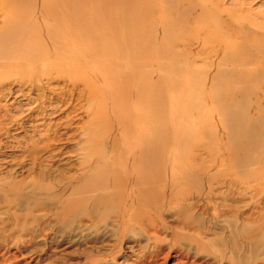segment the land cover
I'll list each match as a JSON object with an SVG mask.
<instances>
[{
	"label": "rangeland",
	"instance_id": "1",
	"mask_svg": "<svg viewBox=\"0 0 264 264\" xmlns=\"http://www.w3.org/2000/svg\"><path fill=\"white\" fill-rule=\"evenodd\" d=\"M71 2L0 0V264H264V0Z\"/></svg>",
	"mask_w": 264,
	"mask_h": 264
},
{
	"label": "bare ground",
	"instance_id": "2",
	"mask_svg": "<svg viewBox=\"0 0 264 264\" xmlns=\"http://www.w3.org/2000/svg\"><path fill=\"white\" fill-rule=\"evenodd\" d=\"M129 1V0H128ZM69 3V2H71V0L69 1H67L66 0V3ZM72 3H73V1L71 2V6H70V9H72ZM70 4V3H69ZM67 6H69V5H67ZM51 10V9H50ZM69 11V10H68ZM21 12V11H20ZM70 12V11H69ZM47 13V12H46ZM71 13V12H70ZM81 13V12H80ZM19 14L20 13H18V16H19ZM45 15V14H44ZM4 16H7V14L6 15H4ZM17 16V17H18ZM12 19H13V17H11ZM10 18V19H11ZM19 18V17H18ZM3 19V18H2ZM9 19V24H10V20ZM17 19V18H16ZM20 19V18H19ZM66 19V18H65ZM67 19H69V18H67ZM78 19V18H77ZM6 20V19H5ZM7 20H8V18H7ZM6 20V21H7ZM13 21V20H12ZM11 21V22H12ZM16 21V20H15ZM20 21V20H19ZM67 21V20H66ZM75 22V21H74ZM78 22H79V20H78ZM3 22H1V24H2ZM6 23V22H5ZM17 23H18V21H17ZM0 24V25H1ZM7 25H8V21H7V23H6ZM14 24H16L15 22H14ZM35 24H37V22L35 23ZM63 24V23H62ZM70 24V23H69ZM3 25V24H2ZM1 25V29H2V26ZM5 25V24H4ZM33 25V24H32ZM38 25V24H37ZM77 25V24H76ZM88 25V24H87ZM90 26H92V27H94L93 25H91V24H89ZM12 26H13V23H12ZM23 26V25H22ZM68 26V25H67ZM5 27V26H4ZM4 27H3V29H4ZM34 27L36 28V25H34ZM40 27V26H39ZM69 27V26H68ZM8 28H11V25H10V27L8 26ZM8 28H6V29H8ZM34 28V29H35ZM45 29H46V32L45 33H47V40L51 43V45L55 48V49H57L58 51L60 50L61 52H58L59 53V55L61 54V55H64L65 53H68L67 54V56H69L70 57V55H69V53L71 54V56L72 55H74V54H76L77 53V48H76V44H75V42H71V40H69V39H72V37H73V33H74V31H72L71 29H70V31H72V32H69V30H61V31H58L57 32V30L55 31L54 29H51L50 27L48 28V27H44ZM71 28V27H70ZM2 29V30H3ZM15 29V28H14ZM17 29V28H16ZM23 29H25V28H23ZM42 29V28H41ZM41 29H40V31H39V33H41ZM37 30V29H36ZM80 30V29H79ZM4 31V30H3ZM16 31V30H15ZM35 32V31H34ZM12 33V32H11ZM10 33V34H11ZM22 34L24 33V31L22 30V32H21ZM5 34V33H4ZM3 34V35H4ZM6 34H8L7 32H6ZM5 34V35H6ZM33 33H31V35H32ZM35 34H38V31H37V33H34V35ZM96 34V33H95ZM94 34V35H95ZM140 34V33H139ZM30 35V36H31ZM39 35H41V36H38V37H42V34H39ZM1 36H2V34H1ZM100 36V38L101 37H103V36H101V35H99ZM99 36H98V40H100V38H99ZM29 37V36H28ZM32 37H33V35H32ZM38 37H36V38H38ZM77 37V36H76ZM95 37V36H94ZM97 37V36H96ZM107 37V36H106ZM139 37V36H138ZM79 38V37H78ZM83 38H84V36H83ZM39 39V38H38ZM38 39H34L35 40V42H34V40L32 39V41L34 42V43H37L38 42ZM73 39H74V37H73ZM85 39V38H84ZM83 39V40H84ZM102 39V38H101ZM107 39V38H106ZM4 40V39H3ZM25 40H26V37H25ZM23 41V42H28V40H26V41ZM42 40H43V37H42ZM42 40L40 39L39 41H41L42 42ZM80 40V39H79ZM105 40V39H104ZM22 41V40H21ZM37 41V42H36ZM86 40H84V42H85ZM93 41H94V38H93V40H92V44H94L95 42H96V40H95V42L93 43ZM139 41H140V39H139ZM22 42V43H23ZM81 42V41H80ZM86 42H88V40L86 41ZM98 42V41H97ZM96 42V43H97ZM137 42V41H136ZM21 43V44H22ZM91 44V43H90ZM98 44V43H97ZM11 45V44H10ZM9 45V46H10ZM17 45H19V42H18V44ZM38 45H39V42H38ZM38 45H36V46H38ZM43 47L45 46L46 47V43H45V45H44V42H43ZM105 45H106V42H105ZM22 46V45H21ZM97 46V45H96ZM16 47V46H15ZM42 47V46H41ZM81 47H83V45L81 46ZM106 47V46H105ZM104 47V48H105ZM27 48V47H26ZM23 49H25V48H23ZM80 50H81V48H79ZM84 49V48H83ZM43 50V49H42ZM47 50V49H46ZM26 51V50H25ZM41 51V50H40ZM40 51H36V53L37 52H39L40 53ZM14 52V51H13ZM13 52H12V54H13ZM35 52V51H34ZM42 53V52H41ZM47 53L48 54H50V52L49 51H47ZM46 53V54H47ZM43 54V53H42ZM92 54V53H91ZM7 55H8V53H7ZM7 55H5V59H4V61L8 58V56ZM55 55H57V56H59L57 53H56V50L54 51V55L52 54V56L53 57H56ZM77 55H78V53H77ZM80 55V54H79ZM78 55V56H79ZM10 56H11V53H10ZM44 56H45V54H44ZM53 57H48V58H46V60H51ZM69 57H65L64 58V56H61V59H60V62H61V64H63V63H66V65L68 64V65H73L74 67L75 66H77V65H74L75 63L74 62H77V61H75L73 58L71 59V57L69 58ZM73 57V56H72ZM80 57V56H79ZM59 58H60V56H59ZM81 58V57H80ZM86 58V57H85ZM9 59V58H8ZM7 59V60H8ZM86 59H88V58H86ZM42 60V59H41ZM80 60V59H79ZM45 61V60H44ZM81 61H82V58H81ZM44 63V62H43ZM74 63V64H73ZM6 64H4V66H5ZM65 65V66H66ZM151 65H152V63H151ZM3 66V65H2ZM8 66V65H7ZM7 66H5V67H7ZM18 65H16V66H14V68L15 67H17ZM59 66V65H58ZM72 66V67H73ZM79 66V65H78ZM5 67H0V68H2V69H5ZM11 67V66H10ZM47 67V66H46ZM18 68V67H17ZM76 70V69H75ZM77 70H78V68H77ZM43 71V70H42ZM42 71H40L41 73H42ZM56 71V70H55ZM47 72V71H46ZM46 72L44 71L43 72V74L45 73L46 74ZM67 72V71H66ZM66 72H65V74H66ZM69 72V71H68ZM67 72V73H68ZM92 72V71H91ZM16 73V72H15ZM51 73V72H50ZM58 72H56L55 74H57ZM63 73V72H62ZM10 74V73H9ZM42 74V75H43ZM52 74V73H51ZM73 74V73H72ZM80 74H82V73H80ZM40 75V74H39ZM41 75V76H42ZM49 75V74H48ZM74 75V74H73ZM93 75V74H92ZM41 76H39L40 78H41ZM44 76H47V75H44ZM63 76V75H62ZM60 77V76H59ZM63 77H65V79H66V76H63ZM61 78V77H60ZM70 79H71V77H70ZM81 79V78H80ZM79 79V80H80ZM152 79H153V77H152ZM149 80V75H148V73H145L144 71H143V73H139V75H138V78L136 79V82H135V85H136V87H135V91H134V93H133V97H135L136 99H135V104L134 105H132V108H135L136 110H134L130 115H129V117H128V122H129V124H131L132 123V121L134 120L136 123H138L139 125H141V129H142V131H144L145 130V128L146 127H148L147 126V124L149 123V120L151 119V121H150V133H151V135H150V137H149V139H151L150 140V142L149 141H147V136L146 135H144L142 132H140V133H138V139H139V142H140V138H141V135H144V136H146V138L145 139H143V141L141 142V143H145L146 141L148 142V144L150 145V147L151 146H156V143L158 142L157 141V139H155L156 138V134H157V127L156 126H152L151 125V122H152V120H154L155 118H159V116H160V112L159 113H157V114H159L158 115V117L155 115V111L156 112H158V110H157V108L155 107V105L151 102V98H152V93H153V95L156 93L155 91H154V87H155V85L157 84H155V80ZM37 80V79H36ZM72 80H74V79H72ZM149 80V81H148ZM155 81V82H154ZM60 82V81H59ZM92 82V81H91ZM91 82H90V84H91ZM132 82V81H131ZM57 83H58V81H57ZM129 83V82H128ZM66 86H69V85H66ZM72 86H74V84L72 85ZM89 86V85H88ZM87 86V87H88ZM75 87V86H74ZM89 88V87H88ZM87 88V89H88ZM157 88V87H156ZM155 88V89H156ZM155 92V93H154ZM149 95V97L148 96H145V95ZM157 95V94H156ZM155 97V96H154ZM147 98V99H146ZM157 98V97H156ZM155 98V99H156ZM147 100H149V102L147 101ZM152 100H153V98H152ZM148 103H147V102ZM154 101V100H153ZM136 105V107H134ZM159 108V107H158ZM160 110V109H159ZM156 117H155V116ZM228 115V114H227ZM155 117V118H154ZM227 117H229V116H227ZM229 119V118H228ZM154 122H156V119L154 120ZM158 122V121H157ZM241 123H244V122H241L240 121V124H237L239 127H237L236 128V130H238V128H240L242 125H241ZM241 125V126H240ZM234 127H236V125H234ZM242 128H243V126H242ZM241 129V128H240ZM239 129V130H240ZM233 130V129H232ZM236 130H234V131H236ZM176 132V131H175ZM183 132H184V130H183ZM237 132V131H236ZM240 132H243V129H242V131H240ZM184 133H186V131L184 132ZM237 134H238V132H237ZM232 134L231 136H234L235 137V135L238 137V135H240V134ZM242 135V134H241ZM240 135V136H241ZM174 136V135H173ZM176 136H177V134H176ZM176 136H174L173 137V139L176 137ZM239 136V137H240ZM161 137V136H160ZM234 137H232L233 139H235ZM236 141V140H235ZM137 143H138V141H137ZM139 144V143H138ZM147 144V143H146ZM146 144H144V145H146ZM161 145V144H160ZM140 149H141V145H140V147H139ZM145 153L146 152H144L143 151V153H142V157L143 158H145L146 159V157H145ZM141 154V153H140ZM155 154V153H154ZM158 157V156H157ZM138 163H136L135 164V167L138 169V167L139 168H141L142 169V172H143V170H145V169H147L148 170V172H150L151 170V168L153 167V165L151 166L150 165V167L148 166V165H146V162H144V161H142V159H139L138 161H137ZM158 162V161H157ZM168 162H170L169 160H168ZM126 164V163H125ZM160 164V163H159ZM168 165V164H167ZM168 167V166H167ZM127 168V167H126ZM155 168H156V166H155ZM154 171V170H153ZM155 172V171H154ZM139 173V172H138ZM140 179V181H138ZM134 181H135V183L136 184H134L133 186H134V188L135 189H138L139 190V186L140 187H144V188H141L140 189V191H141V193H143V192H145L143 195L146 197V196H148L149 197V194H150V190L148 191V187H147V185H149L148 183H147V181L146 182H144V178L142 179L140 176H139V178H138V176L136 177V178H134L133 179ZM143 185V186H142ZM99 199H102V197L100 198L99 197Z\"/></svg>",
	"mask_w": 264,
	"mask_h": 264
}]
</instances>
